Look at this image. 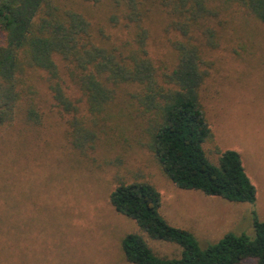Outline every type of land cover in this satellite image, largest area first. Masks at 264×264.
Returning a JSON list of instances; mask_svg holds the SVG:
<instances>
[{"label":"rangeland","instance_id":"rangeland-1","mask_svg":"<svg viewBox=\"0 0 264 264\" xmlns=\"http://www.w3.org/2000/svg\"><path fill=\"white\" fill-rule=\"evenodd\" d=\"M209 4L219 15L207 22L217 31L212 46H203L206 77L200 98L213 135L204 149L213 162L222 151H238L256 200L233 202L177 187L144 146L147 133L146 126H138L140 117L134 112L128 117L134 89L127 84L117 88L104 126H87L96 132V147L80 155L71 145L69 116L55 105L46 72L35 69L26 77L34 85L41 122L28 124L21 115L0 127V264L126 263L124 237L143 231L110 202L122 182H151L161 193L165 218L192 231L202 248L228 233L255 237V219L264 221V20L238 0ZM161 27L150 23L149 49L159 64L171 68L174 49ZM105 28L117 36L110 25ZM64 79L68 93L82 98L67 75ZM80 106L84 112V97ZM121 110L123 121L116 117ZM146 238L160 255H182L178 244Z\"/></svg>","mask_w":264,"mask_h":264},{"label":"trees","instance_id":"trees-1","mask_svg":"<svg viewBox=\"0 0 264 264\" xmlns=\"http://www.w3.org/2000/svg\"><path fill=\"white\" fill-rule=\"evenodd\" d=\"M238 2L264 20V0ZM218 13L209 0H0V127L21 115L28 124L41 122L34 85L26 77L41 69L55 105L69 116L71 145L88 156L96 147V132L87 126H104L117 88L127 84L134 89L128 117L133 112L140 117L138 126H146L147 133L144 146L177 187L254 202L256 187L241 154L225 150L213 162L204 149L213 135L200 98L206 77L203 46H212L217 31L207 22ZM152 21L169 36L175 54L171 68L159 64L149 49ZM108 25L126 37L114 41ZM65 75L82 92L84 112L83 97L68 93ZM116 117L123 121L124 111ZM110 202L144 233L124 237V264H241L248 259L264 264V221L257 218L255 237L228 233L202 248L192 231L165 218L161 193L151 182H122ZM146 236L180 245L182 255H160Z\"/></svg>","mask_w":264,"mask_h":264}]
</instances>
